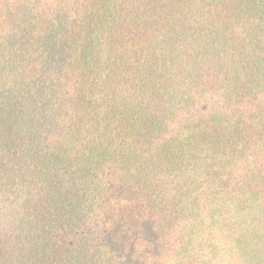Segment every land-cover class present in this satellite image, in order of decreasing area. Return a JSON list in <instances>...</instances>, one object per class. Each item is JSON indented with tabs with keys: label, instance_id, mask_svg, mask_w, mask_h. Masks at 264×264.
<instances>
[{
	"label": "trees",
	"instance_id": "1",
	"mask_svg": "<svg viewBox=\"0 0 264 264\" xmlns=\"http://www.w3.org/2000/svg\"><path fill=\"white\" fill-rule=\"evenodd\" d=\"M0 264H264V0H0Z\"/></svg>",
	"mask_w": 264,
	"mask_h": 264
}]
</instances>
